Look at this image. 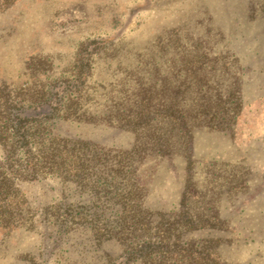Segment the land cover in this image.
<instances>
[{"label": "rangeland", "instance_id": "1", "mask_svg": "<svg viewBox=\"0 0 264 264\" xmlns=\"http://www.w3.org/2000/svg\"><path fill=\"white\" fill-rule=\"evenodd\" d=\"M95 40L110 44L92 55L84 90L71 93L63 116L49 127L51 136L126 152L150 131L127 128L120 112L145 110L141 98H152L154 108L180 86L184 112L200 121L192 123L198 194L191 211L223 221L182 239L213 240L208 249L224 264H264V0H15L0 9V114L6 95L38 100L71 85L80 49ZM202 48L206 95L239 96L230 113L217 111L233 116L223 130L204 124L197 112L201 83L194 85L191 66ZM173 148L171 157L147 156L139 164L143 203L154 218L179 207L185 160L180 146ZM20 189L25 201L16 205L27 215L0 234V264H113L121 254V243L97 244L86 227L56 235L55 205L63 198L87 200L71 183L44 178Z\"/></svg>", "mask_w": 264, "mask_h": 264}, {"label": "trees", "instance_id": "2", "mask_svg": "<svg viewBox=\"0 0 264 264\" xmlns=\"http://www.w3.org/2000/svg\"><path fill=\"white\" fill-rule=\"evenodd\" d=\"M14 1L0 0V9ZM105 41L95 40L80 49L78 55L82 58L71 79L72 84L66 85L61 92L49 90L38 100L28 101L5 96L9 102L0 114V234L17 226L27 215L20 213L16 205V202L25 201L18 197L22 182L58 178L63 183H71L79 194L87 196V200L70 202L63 198L55 205L50 223L55 226L57 236L86 227L97 244L115 240L124 249L113 264H224L216 252L208 249L213 240L200 244L182 239L186 232L221 228L223 221L216 213L196 215L191 211L190 200L198 194L192 156V123L200 121L195 116L188 118L184 112L182 105L186 97L180 94V86L178 92L157 101L158 106L155 104L154 108L152 98H141L147 102L145 110L130 108L120 112V116H126L124 124L127 128L150 131L146 140L139 139L126 152L105 149L80 139L51 136L49 127L63 116L64 104L70 100L71 93L84 90L91 74L89 60L110 44H101ZM200 53L201 59L191 66L197 81L194 85L201 83L197 112L204 116V124L223 130L233 116L225 117V112L217 111L229 112L234 105L237 107L239 96L235 92L224 96L219 92L206 95L204 86L207 82L200 72L207 63L208 54L203 48ZM66 81L62 80V83ZM43 104H48L49 108L43 110ZM115 115L118 118L117 112ZM172 130L174 134H171ZM173 135L177 140H172ZM177 145L185 160V181L179 207L173 215L160 213L154 218L143 203L139 164L147 156L171 157L173 146Z\"/></svg>", "mask_w": 264, "mask_h": 264}]
</instances>
